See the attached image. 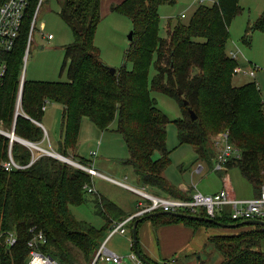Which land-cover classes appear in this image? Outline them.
<instances>
[{
	"label": "trees",
	"instance_id": "16d2710c",
	"mask_svg": "<svg viewBox=\"0 0 264 264\" xmlns=\"http://www.w3.org/2000/svg\"><path fill=\"white\" fill-rule=\"evenodd\" d=\"M178 1L123 0L111 7L112 12L131 19L134 31L124 56L125 63L112 74L95 45L96 31L102 20L101 0H61L59 14L74 33V40L65 47L69 79L25 81L22 108L31 119L19 115L16 133L28 141L42 143L45 130L39 123H43L44 105L48 101L60 103L64 109L56 152L89 167L91 160L77 151L82 120L90 119L103 132L111 130L117 121L115 131L123 135L130 151V156L121 162L133 167L138 183L163 195L190 198L164 175L171 160L166 144V125L170 119L159 109L152 91L163 92L181 106L182 117L176 121L180 144L192 145L198 160L213 164L217 153L212 135L229 130L231 143L239 147L242 154L229 161L228 170L239 168L254 191L260 194L264 184V101L256 82L235 85L233 71L239 61L231 58L227 50L230 25L242 10L240 0L201 4L188 21L178 18L164 37L160 30V6H174ZM39 2L30 0L20 36L12 52L5 53L3 58L8 71L0 80V121L8 128L13 126L23 59ZM252 29L264 32V13ZM128 63H132V69H128ZM152 66L155 74L151 78ZM180 89L183 95L179 94ZM184 100L189 104H184ZM190 110L195 112L196 119L191 117ZM9 142L8 138L0 137V163L8 156ZM157 152L161 154L158 158L155 157ZM13 153L23 165L29 164L33 155L17 142ZM93 184V175L85 169L46 154L27 169L13 172L1 169L0 234L14 231L18 242L11 248L0 244L3 264H27L31 257L29 241L34 235L33 227L45 235L47 242L39 245L43 254L52 256L60 264H91L114 223L130 216L107 196L94 189L90 192L88 189L93 188ZM91 194L95 210L104 220L100 227L79 219L70 209V205L86 203ZM157 212L160 214L151 218L150 214L134 218L129 223L130 231L140 218L138 229L144 221L152 222L156 228L175 223H185L194 229L223 228L214 222ZM198 214L208 217L205 209ZM214 219L241 223L231 218L229 208ZM244 226L240 224L229 228L233 232L210 238L222 256L219 264H264V251L257 249L264 240V226ZM139 249L141 251L140 241Z\"/></svg>",
	"mask_w": 264,
	"mask_h": 264
},
{
	"label": "rangeland",
	"instance_id": "374dc122",
	"mask_svg": "<svg viewBox=\"0 0 264 264\" xmlns=\"http://www.w3.org/2000/svg\"><path fill=\"white\" fill-rule=\"evenodd\" d=\"M215 1L217 0H179L174 6L169 4L161 5L159 9V15L162 17L160 26L161 35L167 37V29L173 27L178 18L188 21L193 11L198 6L201 4L212 5ZM60 2L61 0H44L42 2L37 14L36 26L33 30V40L30 42L28 48L27 65L24 74L26 80L67 81L69 79L68 66L65 65V47L74 40V33H72L67 22L59 14L62 7V3ZM240 5L242 6V10L234 17L230 25L231 37L228 41L227 50L228 54L231 50L237 51L239 59L236 60L239 61L238 65L244 66L245 69L249 71L254 68L256 76L250 77L245 74L236 75L234 83L236 85L251 81L256 82L261 90L262 99L264 101V32L259 29H252L255 22L264 13V0H240ZM105 11L106 9L103 10V13H105ZM101 17V23L96 31L95 45L101 51V60L110 67L117 69L125 63L124 56L129 48V35L132 30V21L128 17L110 10L104 15H101ZM49 34H53L54 39H49ZM244 38L247 39V42L243 41ZM127 66L128 69H132V63H128ZM154 74L155 68L152 66L150 69L151 78L154 77ZM152 95L156 98L159 109L162 112L164 111L170 119V122L166 125V144L167 149L171 151V160L170 165L164 171L165 177L177 188H179L181 184H185V186H193V190L201 191L206 194L220 191L223 186L224 177H220L218 171L214 170L215 159L213 160V164H207L197 159L198 153L192 145L180 144L176 126V121L178 118L182 117L180 104L163 92L152 91ZM46 107L42 122L49 130L50 137H53L55 140L59 138L61 134V117L64 107L60 103L52 101H48ZM82 121L85 122L83 124L84 132L90 136V139L86 144L83 146L81 145L82 148L80 150L78 149L81 155L87 158L91 157L92 160H97L98 163H102L99 165L110 168L114 172L112 174H114L117 179L125 181H121L122 183L118 182L119 185H123L125 188L131 186L129 184H134L148 193L164 196L163 193L134 182L131 178H129L130 180L125 178L126 175L133 178L135 173L133 167L121 162L122 159L130 156V151L127 148L123 135L115 131L118 127L117 121L112 124L111 130L104 132L90 119L84 118ZM2 124L0 123V127L8 128L3 122ZM87 124H90L91 128L87 129ZM53 127L54 130H52ZM220 133L212 135V143L216 153L219 152V147L216 146L215 142ZM41 147L44 150L41 149L38 150V152L42 156L45 154L52 156L49 152L54 153L53 150L57 151L55 145H50V141H46ZM235 148L241 151L239 147ZM90 150H97L98 152L96 151V155L91 154L90 156ZM160 156L161 154L159 152L155 154L156 158ZM67 158L74 161L72 157ZM200 162L204 164V171L202 172H198ZM91 163L93 164V162H90V166L93 167ZM227 173L230 176L232 187L237 191L240 197H247V195H250V197L254 196L255 191L253 186L241 174L239 168L229 169ZM116 174L121 175L118 176ZM95 179L99 189L104 193L106 192L112 200H116L119 205H123L126 208L133 207V200H135L134 196L123 189V187H119L102 178ZM93 199L94 195L91 194L86 203L76 206L70 205V209L79 219H84L100 227L103 226L104 220L97 214ZM131 221L127 223L128 226ZM244 227L251 228V226L247 225ZM231 231L233 232L234 230L214 227H210V229L203 228L202 236H206L207 239L202 237L200 240L204 238L207 241L212 235ZM129 235L131 236V234ZM129 235V238L126 237L127 235H115L111 239L106 240L108 248L111 250L114 248L120 255L124 254V262L122 264H136V261L131 257L134 250L132 248L133 239H131ZM104 240L102 241L104 242ZM257 249L264 251V240ZM218 253L219 252L210 245L209 248L206 247L205 251L200 254L202 259L206 260L208 264H216L219 257ZM97 264L114 263L100 261Z\"/></svg>",
	"mask_w": 264,
	"mask_h": 264
},
{
	"label": "built area",
	"instance_id": "2783aa9c",
	"mask_svg": "<svg viewBox=\"0 0 264 264\" xmlns=\"http://www.w3.org/2000/svg\"><path fill=\"white\" fill-rule=\"evenodd\" d=\"M40 0L39 6L36 9V12L33 17V21L31 24L30 36L27 45L26 54L23 59V71L21 75V82L18 91V97L15 104V115L13 120V126L11 128L0 127V137H5L9 139V147H8V156L5 159H2L0 163V170L3 169L8 172H13L16 170L27 169L32 165L41 154L38 150H41L39 143L28 141L16 133V119L19 115L25 116L26 118H30L22 108V99H23V87L26 81L24 76L26 69V61L27 54L29 51V44L33 40V30L36 26V18L37 14L41 7ZM30 0H5L0 2V80H3L8 71V64L4 61L5 53H10L15 46L17 39L20 36V30L23 25L24 16L26 14V10L29 7ZM203 2V1H202ZM185 16V15H183ZM49 39L54 38L53 34H49ZM229 56L231 58L239 59L237 51H229ZM234 75H249L250 77H255L256 72L254 68L246 70L244 66L237 65L234 69ZM46 105H44V108ZM2 124V121H0ZM3 125V124H2ZM231 132L229 130H225L219 134L217 140L215 142L216 146L219 147V152H217L214 164V170L224 173L228 170L229 161L233 158L238 159L241 157V151L236 149L230 143ZM20 143L26 146L32 152V159L29 164L23 165L19 163L14 157L13 146L15 143ZM221 145V147H220ZM47 151V150H46ZM49 152V151H48ZM51 153V152H49ZM93 155H96L97 152H93ZM82 169H85L92 175H97V171L94 167L84 166L81 163L78 165ZM198 170H202V167H199ZM120 183V182H119ZM122 183V182H121ZM128 186V185H127ZM132 192L140 194L144 199H146L147 203L143 205L139 210L136 211V214L127 217L121 222H115L113 228L109 232V237L114 234H125L127 232V223L138 216H143L146 214H151L157 211L162 212H176V213H187L191 215H199L198 213L205 209L208 217L215 218L217 215H222L223 211L226 208L231 210V218L236 222H242L245 220H264V184H262L260 190V194L255 196L254 198H237L231 194V191L228 188H224V190L220 191L216 194H205L200 191L194 190L190 198H177L172 196H162L154 193H148L144 189H140L138 187L128 186ZM90 192L92 187L88 189ZM34 235L32 239L29 241L30 250V259L27 264H60L56 259H54L50 255H45L39 250L40 243H46L45 235L42 231H36V227L31 229ZM108 237V238H109ZM7 244L9 248L15 246L17 242V233L14 231H4L0 234V244ZM107 241L104 242L100 248L95 252V256L91 264H97L100 261L111 262L114 264H122L123 256L116 254L112 250H110L107 246ZM131 257L136 261V264H146L143 262L136 253L132 252ZM0 264H3L2 257H0Z\"/></svg>",
	"mask_w": 264,
	"mask_h": 264
},
{
	"label": "crops",
	"instance_id": "0c3cea01",
	"mask_svg": "<svg viewBox=\"0 0 264 264\" xmlns=\"http://www.w3.org/2000/svg\"><path fill=\"white\" fill-rule=\"evenodd\" d=\"M101 2H102L101 3V15H104L109 10L111 11V7L113 5H115L117 3L118 4L122 3L123 0H101ZM104 9H106L105 13H103ZM52 39H54V38H52ZM45 108H47V107H45ZM84 123L85 122L83 121V123L81 125L80 132H79V146H78L79 150L82 148L81 145L83 146L90 139V136H88L84 132V126H83ZM39 124L42 125L43 129L45 130V134H46L45 138L49 139V140L45 139L44 142L39 143L40 147L46 141H50V145H55L57 148V146H58L57 140H59L60 137L54 140L53 137H50L49 130L47 129L45 124H43V123L42 124L39 123ZM89 128H91V125L87 124V129H89ZM52 130H54V127ZM78 149H77V151L79 152ZM93 151H97V150H90V152H89L90 156L93 153ZM53 152L56 154H60L54 150H53ZM79 155L82 157H85V156L81 155L80 153H79ZM85 158H87V157H85ZM87 159L91 160V162H93V164L92 163L91 164L93 165V167L96 169V171L98 173L95 176L93 175L94 184H93L92 189H94L95 192H97L101 195H104L105 197L107 196L109 199L112 200V198L106 192L104 193L102 190L99 189L95 178H102L103 180H107L110 183H113L119 187L120 186L123 187V189H125L126 191H128L130 194H132L134 196L135 200H133V202H134L133 207L126 208L123 205H119L116 200L115 201L112 200V201H114L120 208L127 211L130 214V216L136 214V211L139 210L138 208H141L143 205H145L147 203L146 199H144L140 194L132 192L130 189L125 188L123 185H119L118 182H121V181L123 182L124 180L117 179L115 177V175L112 174L114 172L110 168H108L106 166L103 167V166L99 165L102 163H98L97 160H92L91 157H88ZM199 165H200V167H202V170H198V172L204 171V164L200 162ZM212 169H213V167H212ZM227 172H224V173L218 172L220 177H222V178L224 177L223 184H222L223 186H222V189L220 191L224 190V188H228V190L231 191V194L233 196H235L237 198H244V199L254 198L255 196L259 195V192L255 191L254 196H252V197H250V195H247V197H240L239 194L237 193V191H235L234 188L232 187L230 176L228 175ZM116 175L120 176L121 174H116ZM125 178L126 179L131 178V179H133L134 182L138 183V180L136 179V174L133 178L128 176V175H126ZM129 185H131L133 187L136 186L134 184H129ZM178 189H179V191L181 190L183 193H188L190 196L194 192L193 186H185V184H181ZM220 191H215L214 193H211V194H216V193H219ZM167 196H171V195H167ZM244 196H246V195H244ZM172 197H175V196H172ZM203 228H205V227H199V228L194 229L193 227H190V226L186 225L185 223L166 224V226H160V227L156 228L152 222L144 221L141 223L140 228H139V232H138L141 252L149 260L156 261L159 264H206L207 261L202 259V256L200 253L204 252L206 247L209 248L210 245H212V248H214V246H213L212 242H210V237L207 241L204 238L202 240H200V238H202V237H205L207 239L206 236H202ZM206 229H208V228H206ZM129 234H131V236ZM115 235H120V236H126L127 235L126 237H128V235H129L130 238L133 239L132 238V232L130 231L128 225H127V232L125 234H117L116 233L110 237L108 234L106 237V240L111 239ZM106 240L104 242H106ZM106 246H107V244H106ZM133 246H134V239H133L132 248H133ZM112 251L115 252L116 254H119V253H117V251L114 248ZM218 254H219V257H218L216 264H219L222 261L221 254L220 253H218ZM123 255L124 254H122L120 256H123ZM171 257H172V259H171ZM207 264H208V262H207Z\"/></svg>",
	"mask_w": 264,
	"mask_h": 264
},
{
	"label": "water",
	"instance_id": "95a60500",
	"mask_svg": "<svg viewBox=\"0 0 264 264\" xmlns=\"http://www.w3.org/2000/svg\"><path fill=\"white\" fill-rule=\"evenodd\" d=\"M133 38H134V31L131 30V33L129 35V41L131 42V40H133ZM108 68H109V70H110V72L112 74H115L116 71H117L116 68L110 67L109 65H108ZM179 94L183 95V91L181 89L179 90ZM184 104L188 105L189 103L186 100H184ZM190 114H191L192 118L196 119L197 116H196V114H195V112L193 110H190ZM42 150H44V149L42 148ZM49 154L52 155L53 157L59 159V160L61 159V160L65 161V162H67V163L73 164L74 166L75 165H77V166L79 165V163H77L76 161L74 162V161L70 160L69 158L65 157L61 153L60 154H54V153L51 152ZM157 214H160V212L151 213L149 217L151 218V216L157 215ZM162 214H169V215H172V216H175V217H178V218L184 217V218L191 219V220H194V221L195 220H199V221H206V222H214L215 224H217V225H219V226H221L223 228H225V227L226 228H236V227H239L240 224L249 225V226H256V225L264 226V220H259V219L245 220V221H242L240 224H235V223H223V222L215 220L212 217H203V216H200V215H197V214L191 215V214L182 213V212L176 213V212H167V211L163 212ZM140 220H141V218L136 220L133 223L134 225H133V228H132V238L134 239V253H136V255H138V257L143 262H145L146 264H155L153 261L149 260L139 249V238H138V232H139L138 226H139V224L138 223H139Z\"/></svg>",
	"mask_w": 264,
	"mask_h": 264
},
{
	"label": "bare ground",
	"instance_id": "6f19581e",
	"mask_svg": "<svg viewBox=\"0 0 264 264\" xmlns=\"http://www.w3.org/2000/svg\"><path fill=\"white\" fill-rule=\"evenodd\" d=\"M45 110H46V108H44ZM46 149V148H45ZM49 151V150H48ZM77 162V161H76ZM77 163H79V162H77Z\"/></svg>",
	"mask_w": 264,
	"mask_h": 264
}]
</instances>
